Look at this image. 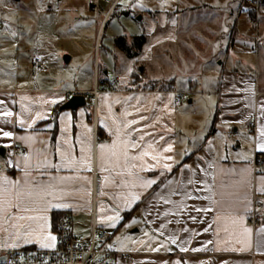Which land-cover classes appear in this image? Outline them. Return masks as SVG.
I'll return each instance as SVG.
<instances>
[{
    "label": "crops",
    "instance_id": "0c3cea01",
    "mask_svg": "<svg viewBox=\"0 0 264 264\" xmlns=\"http://www.w3.org/2000/svg\"><path fill=\"white\" fill-rule=\"evenodd\" d=\"M202 6L194 7L196 16ZM210 8L209 27L194 23L205 37L194 52L200 82L218 77L213 122L220 127L212 135L199 132L196 118H183V98L176 103L191 85L180 90L172 67L153 74L154 59L167 63L184 42L172 12H146L142 33L120 36L133 56L116 43L113 76L94 60L88 86L0 87V260L6 247H54L55 216L68 213L75 231L106 229L111 248L131 252L117 264H264V0L257 12L245 0ZM245 18L251 25L257 18L250 36L240 32ZM116 77L121 85L98 95L96 117L89 100L60 109L72 94ZM229 129L241 131L240 140L251 136V150L241 151L239 140L229 149ZM13 144L24 152L14 156ZM124 227L135 239L145 229L146 247L112 243Z\"/></svg>",
    "mask_w": 264,
    "mask_h": 264
},
{
    "label": "rangeland",
    "instance_id": "374dc122",
    "mask_svg": "<svg viewBox=\"0 0 264 264\" xmlns=\"http://www.w3.org/2000/svg\"><path fill=\"white\" fill-rule=\"evenodd\" d=\"M235 1L237 0H106L98 7L92 0H0V87L30 85L35 81L69 87L88 86L92 82L94 60L98 63L106 62L109 74L113 76L114 56L118 52L116 37L124 35L130 38L142 33L143 24L139 16L146 18V12L151 11L157 15L172 12L178 16V22L181 20L179 35L184 42L176 44L175 51L165 57L168 58L167 63L159 60V56L157 60L154 59L153 63L157 66L153 74L163 75V71L167 69L165 67H172L180 90L191 85V92L179 93L183 97L182 116L185 119L196 118L199 132L205 136L207 133L212 135L217 126L220 127V124L217 125L218 119L213 122L218 110L216 92L212 87L218 77L206 75L205 83H201L199 75L195 73L199 59V54L194 52L195 44L200 42L198 37H205L195 33L194 23L202 29L209 27L213 12L207 10L213 7L217 12L223 11L234 6ZM252 1L254 0H245L248 4ZM114 3L116 5L113 8ZM200 5H203V12L196 16L194 7ZM224 16L221 18L225 19ZM257 23L256 18L253 25L258 31ZM239 25L240 32L246 36L254 32L249 19L240 20ZM250 55L253 63L258 52L253 50ZM35 57L40 60L38 72L33 67ZM67 57L72 60L66 63ZM149 71H145L143 76L147 77L151 72ZM135 74L138 75V71ZM190 98L193 103H189ZM227 132L232 139L228 142L229 149L233 145L237 147L242 141L241 151L251 150V136L240 140L241 131L232 132L229 129ZM130 229L124 227L113 234L112 243H122V247L145 248V229L136 232V239L133 238L134 234L129 233ZM75 234L87 237L78 230Z\"/></svg>",
    "mask_w": 264,
    "mask_h": 264
},
{
    "label": "built area",
    "instance_id": "2783aa9c",
    "mask_svg": "<svg viewBox=\"0 0 264 264\" xmlns=\"http://www.w3.org/2000/svg\"><path fill=\"white\" fill-rule=\"evenodd\" d=\"M98 7L102 1L92 0ZM256 12L260 6V0L250 2ZM116 3H114L113 8ZM110 11L106 14L108 17ZM150 53V52H148ZM35 72L40 69V60H33ZM120 78L116 77L108 85L100 86L96 83L91 90L82 92L86 100L92 101L94 116L96 117L97 98L101 92H115L120 87ZM72 92L68 91L70 96ZM183 97H179L176 103H181ZM255 122H252L254 125ZM12 154L15 156L23 153L24 149L16 144L12 146ZM263 156L256 154L257 161ZM253 219H255L253 215ZM111 233L106 229H98L93 225L92 232L87 237H78L74 231V220L68 213L62 215L56 226V243L52 248L40 246L6 247L1 250L0 264H117L119 259H128L131 252L115 250L109 246Z\"/></svg>",
    "mask_w": 264,
    "mask_h": 264
},
{
    "label": "water",
    "instance_id": "95a60500",
    "mask_svg": "<svg viewBox=\"0 0 264 264\" xmlns=\"http://www.w3.org/2000/svg\"><path fill=\"white\" fill-rule=\"evenodd\" d=\"M142 17L139 16V19ZM69 60V57L66 58V61ZM86 98L83 94L81 93H75L72 94L67 101H65L61 106L60 109H76L80 106H85L86 105ZM5 148L1 147L0 148V154L5 153Z\"/></svg>",
    "mask_w": 264,
    "mask_h": 264
},
{
    "label": "trees",
    "instance_id": "16d2710c",
    "mask_svg": "<svg viewBox=\"0 0 264 264\" xmlns=\"http://www.w3.org/2000/svg\"><path fill=\"white\" fill-rule=\"evenodd\" d=\"M144 39H145V37L143 36V35H141V36H136L135 38H134V47L137 49V47H136V45L138 44L139 46L144 42ZM116 43H117V45L123 50V51H125L126 53H127V55L128 56H130V57H132L133 56V54H132V52H131V48L128 46V45H126V43H125V41H124V39H123V37H117L116 38ZM55 112H57V110H55ZM63 215V214H62ZM62 215L59 217L58 215H56L55 216V220L57 221V219H59L60 220V218L62 217ZM58 220V221H59ZM58 223V222H57Z\"/></svg>",
    "mask_w": 264,
    "mask_h": 264
},
{
    "label": "snow or ice",
    "instance_id": "6c2138e0",
    "mask_svg": "<svg viewBox=\"0 0 264 264\" xmlns=\"http://www.w3.org/2000/svg\"><path fill=\"white\" fill-rule=\"evenodd\" d=\"M7 115H11V113H7ZM9 135H10V133H8V132L4 133V136H9ZM261 135L264 136V131L261 132ZM50 239L54 241L55 237H50ZM173 243H175V241H173ZM42 246H46V245H42Z\"/></svg>",
    "mask_w": 264,
    "mask_h": 264
}]
</instances>
